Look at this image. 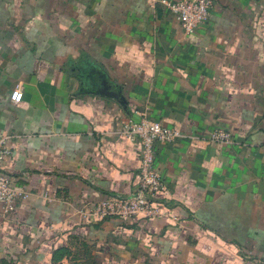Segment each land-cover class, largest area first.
I'll use <instances>...</instances> for the list:
<instances>
[{"label": "crops", "instance_id": "crops-1", "mask_svg": "<svg viewBox=\"0 0 264 264\" xmlns=\"http://www.w3.org/2000/svg\"><path fill=\"white\" fill-rule=\"evenodd\" d=\"M141 113L186 136L157 147L160 214L81 217L134 195L140 146L120 130ZM4 134L28 197L0 205V258L50 264L67 245L55 264H264V0H212L192 36L147 0H0Z\"/></svg>", "mask_w": 264, "mask_h": 264}, {"label": "built area", "instance_id": "built-area-1", "mask_svg": "<svg viewBox=\"0 0 264 264\" xmlns=\"http://www.w3.org/2000/svg\"><path fill=\"white\" fill-rule=\"evenodd\" d=\"M150 6L162 4L180 23L186 36H192L208 19L212 0H147ZM22 91L17 86L10 95L12 103H18ZM120 133L140 146L139 180L134 195L131 197L108 196L91 205L82 207L78 213L90 221H99L107 217L119 219L148 218L160 214L155 206L158 194L166 189L160 172L155 167L158 145L175 143L186 137L178 128L164 125L141 113L138 119L127 118ZM12 135L0 136V205L3 212H13L19 199L28 197L24 190L13 186L10 177L3 171V163L11 154ZM216 143H232L233 136L227 129L216 128L207 138Z\"/></svg>", "mask_w": 264, "mask_h": 264}, {"label": "trees", "instance_id": "trees-1", "mask_svg": "<svg viewBox=\"0 0 264 264\" xmlns=\"http://www.w3.org/2000/svg\"><path fill=\"white\" fill-rule=\"evenodd\" d=\"M107 218H112V217H107ZM107 218H104L102 220H105ZM115 218V217H114ZM71 253L69 247L67 245H62L59 246L57 248H54L51 251V255H50V264H55V263H59L64 257L69 256ZM21 260H9L6 258H0V264H21L20 263Z\"/></svg>", "mask_w": 264, "mask_h": 264}, {"label": "water", "instance_id": "water-1", "mask_svg": "<svg viewBox=\"0 0 264 264\" xmlns=\"http://www.w3.org/2000/svg\"><path fill=\"white\" fill-rule=\"evenodd\" d=\"M100 86H101V88L98 87V89H97L98 92L111 95L114 98H120V100L123 101V98L120 96V92L112 89V86L107 82V80L103 79L100 82Z\"/></svg>", "mask_w": 264, "mask_h": 264}]
</instances>
